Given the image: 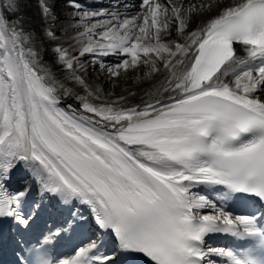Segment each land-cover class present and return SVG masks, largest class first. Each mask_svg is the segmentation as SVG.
Segmentation results:
<instances>
[{"label":"snow or ice","instance_id":"6c2138e0","mask_svg":"<svg viewBox=\"0 0 264 264\" xmlns=\"http://www.w3.org/2000/svg\"><path fill=\"white\" fill-rule=\"evenodd\" d=\"M37 6L39 30L21 0H0V224L14 264H264V0ZM101 78L148 87L130 104L136 92ZM85 228L95 235L72 255L50 254Z\"/></svg>","mask_w":264,"mask_h":264},{"label":"bare ground","instance_id":"6f19581e","mask_svg":"<svg viewBox=\"0 0 264 264\" xmlns=\"http://www.w3.org/2000/svg\"><path fill=\"white\" fill-rule=\"evenodd\" d=\"M105 1H116V0H105ZM90 6H94V4H91ZM130 9H128L130 14H135L136 11L139 9V7H129ZM65 9V4L63 2L57 3L55 6L54 11L59 14L61 12V10ZM67 11H72V9H67ZM121 12H124L125 9H120ZM21 14L26 18L25 19V28L31 26H34L37 28V30H39L40 26H41V20H40V14H39V8L37 6V0H21ZM30 18V19H28ZM46 59H49L50 57L46 56ZM114 60V57H109L107 58V62L108 63H112ZM142 73H137V74H132L130 73V77L134 76V75H139ZM96 75V73H92L91 76L92 78H94ZM100 85L101 87L105 90V91H110V90H114L115 94L119 95L121 94V90L122 88L128 89L130 91L136 92L137 95L134 98H130L129 99V103H139L142 92L141 89L142 88H147L148 85L146 83H140L139 85L134 84L133 83V79L130 78L126 83L121 80L119 81V86H116L114 89L112 88V86L107 83L106 81L103 80V78H101L100 81ZM69 103H71V101H68ZM18 176L16 175L17 178H21V184H23V177L25 175V173L18 171L17 172ZM19 180V179H18ZM19 180V181H20Z\"/></svg>","mask_w":264,"mask_h":264},{"label":"rangeland","instance_id":"374dc122","mask_svg":"<svg viewBox=\"0 0 264 264\" xmlns=\"http://www.w3.org/2000/svg\"><path fill=\"white\" fill-rule=\"evenodd\" d=\"M39 14H40V11H39Z\"/></svg>","mask_w":264,"mask_h":264}]
</instances>
